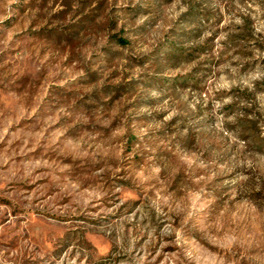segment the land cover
Here are the masks:
<instances>
[{"label": "rangeland", "instance_id": "obj_1", "mask_svg": "<svg viewBox=\"0 0 264 264\" xmlns=\"http://www.w3.org/2000/svg\"><path fill=\"white\" fill-rule=\"evenodd\" d=\"M264 0H0V264H264Z\"/></svg>", "mask_w": 264, "mask_h": 264}, {"label": "trees", "instance_id": "obj_2", "mask_svg": "<svg viewBox=\"0 0 264 264\" xmlns=\"http://www.w3.org/2000/svg\"><path fill=\"white\" fill-rule=\"evenodd\" d=\"M253 141L255 143H257L258 145H260V146H263L264 145V139H253Z\"/></svg>", "mask_w": 264, "mask_h": 264}]
</instances>
